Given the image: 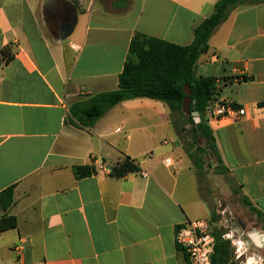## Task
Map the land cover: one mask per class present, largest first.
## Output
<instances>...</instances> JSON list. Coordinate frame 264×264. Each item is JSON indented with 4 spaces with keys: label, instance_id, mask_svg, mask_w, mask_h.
<instances>
[{
    "label": "crops",
    "instance_id": "obj_1",
    "mask_svg": "<svg viewBox=\"0 0 264 264\" xmlns=\"http://www.w3.org/2000/svg\"><path fill=\"white\" fill-rule=\"evenodd\" d=\"M218 1L0 0V193L14 187L0 219L18 223L0 233V264H191L176 233L213 212L201 194L205 161L200 179L187 152L198 149L169 109L129 100L85 127L71 108L119 88L137 34L189 46ZM196 75L216 80L205 119L226 175L264 216V0L231 11ZM224 100L246 115L213 116ZM126 156L140 170L111 176ZM92 165L95 174L76 178V166Z\"/></svg>",
    "mask_w": 264,
    "mask_h": 264
},
{
    "label": "trees",
    "instance_id": "obj_2",
    "mask_svg": "<svg viewBox=\"0 0 264 264\" xmlns=\"http://www.w3.org/2000/svg\"><path fill=\"white\" fill-rule=\"evenodd\" d=\"M247 3L249 0H219L214 6L212 15L196 27L194 41L189 46H180L137 34L132 39L124 69L119 76V88L98 94L85 103L73 106L71 108L73 118L85 127H93L112 108L125 101L139 98L160 101L169 109L180 138L183 139L190 133L186 127L192 125L191 132L194 140H204L207 150L216 159V174L226 175L228 169L223 164L215 137L205 119L207 108L216 93V80L197 77L196 66L200 56L208 51L209 40L228 19L231 11ZM3 55L6 63L12 59V56L5 51ZM261 106H264V103ZM193 112L199 113L198 123L192 116ZM187 152L194 162L197 175L202 179L204 177L203 154L207 151L200 149L193 154ZM139 170L136 161L126 156L112 168L110 174L121 179ZM95 173L94 165L74 168L77 179L90 177ZM235 192L239 193L237 190ZM13 201L14 187L0 193V206L3 211H8ZM241 202L253 215L264 220L263 214L252 206L247 197H242ZM219 219L220 216L213 212L211 224H217ZM17 226V219L14 216L4 215L0 219V233L14 230ZM211 231L216 240L212 264H235L232 259L231 244L223 239V231L218 227H211Z\"/></svg>",
    "mask_w": 264,
    "mask_h": 264
},
{
    "label": "rangeland",
    "instance_id": "obj_3",
    "mask_svg": "<svg viewBox=\"0 0 264 264\" xmlns=\"http://www.w3.org/2000/svg\"><path fill=\"white\" fill-rule=\"evenodd\" d=\"M196 123L199 122V115L195 117ZM192 125L188 129L190 133L183 139L186 147L191 151L198 149L206 150L202 153L205 161L206 181L200 183L201 194L211 203V210L220 216L217 224H211V215L206 219L211 227H218L223 231V235H228V241L233 251L232 259L235 264H264V246L258 247L251 245L246 234L257 231L264 234V227L260 219L253 215L235 193V184L231 182L227 175H217L215 172L216 159L206 148L205 141L202 139L194 140L191 132ZM241 222L247 226L242 233L240 225L233 226ZM240 256V258H238Z\"/></svg>",
    "mask_w": 264,
    "mask_h": 264
},
{
    "label": "built area",
    "instance_id": "obj_4",
    "mask_svg": "<svg viewBox=\"0 0 264 264\" xmlns=\"http://www.w3.org/2000/svg\"><path fill=\"white\" fill-rule=\"evenodd\" d=\"M246 111L239 109L232 101L224 100L213 109V116L232 117L245 116ZM166 166L173 167L172 159H166ZM147 177L146 172L143 173ZM229 240L228 235H223ZM177 244L183 247L191 264H212L215 251V237L211 231V224L207 220H189L183 223L176 233ZM240 258V256L238 257Z\"/></svg>",
    "mask_w": 264,
    "mask_h": 264
},
{
    "label": "water",
    "instance_id": "obj_5",
    "mask_svg": "<svg viewBox=\"0 0 264 264\" xmlns=\"http://www.w3.org/2000/svg\"><path fill=\"white\" fill-rule=\"evenodd\" d=\"M76 24V17H74L73 20L68 22L64 26V33L62 34V38L66 39L74 30ZM198 112H193V116L196 117L198 116ZM250 239L252 240L253 243H255L258 247H263L264 246V234H261L257 231H253L249 234Z\"/></svg>",
    "mask_w": 264,
    "mask_h": 264
},
{
    "label": "flooded vegetation",
    "instance_id": "obj_6",
    "mask_svg": "<svg viewBox=\"0 0 264 264\" xmlns=\"http://www.w3.org/2000/svg\"><path fill=\"white\" fill-rule=\"evenodd\" d=\"M238 224H239L240 227H241L240 231H242V233H244V231L247 229V226H246L245 224H242L241 222L238 223ZM246 236H247V238L249 239V241L251 242L250 244H251V245H254L253 242H252V240H251L250 237H249V234H246Z\"/></svg>",
    "mask_w": 264,
    "mask_h": 264
}]
</instances>
